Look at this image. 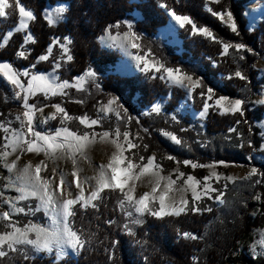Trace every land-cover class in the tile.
Returning a JSON list of instances; mask_svg holds the SVG:
<instances>
[{"label":"trees","instance_id":"trees-1","mask_svg":"<svg viewBox=\"0 0 264 264\" xmlns=\"http://www.w3.org/2000/svg\"><path fill=\"white\" fill-rule=\"evenodd\" d=\"M250 1L252 0H220L216 3L207 0H20V4L32 10L35 16L29 25V32L34 38L32 52L26 60L18 61L17 55L25 39L24 34L17 32L6 46L0 47V60H7L18 67L36 65L37 70L48 71L52 69L50 63L37 64V59L47 54L56 38L67 37L72 41L73 59L62 70V81H73L91 67L97 74H104L117 63L119 57L103 49L98 42L99 37L108 27L130 20L138 14L141 21L136 23L135 28L146 36L142 54L156 53L168 62L169 67H180L184 72L202 78L203 88L211 86L224 96L243 100L248 96L254 97L259 91L261 81L255 65L264 56V19L254 30L248 29L245 8ZM59 4L68 6L64 14L66 19L58 25H50L46 19V10ZM166 8L189 16L198 29L206 28L212 36L197 32L193 34L192 26L186 24L180 31V54L159 41V44L156 43L153 39L168 22ZM209 9L225 13L230 11L238 34L233 33L219 17L212 15ZM19 19L18 9H7V16L0 21V43L8 31L16 27ZM224 43L230 45L226 53L223 50ZM236 43L244 44L245 49L237 52L234 47ZM241 56L244 58L240 59ZM236 71H240L246 79L236 77ZM163 74L164 72L149 73L137 78L107 75L101 80L100 86L102 91L114 93L125 101L130 109V116L140 114V109L150 107L160 98H167L169 95L171 99L168 109L173 111L185 99V95L178 88H170L160 78ZM91 87L89 85L88 89ZM204 91L198 89L194 94L197 110L203 108L205 99L199 98V95ZM8 93V88L0 83V123L17 107L13 100L7 99ZM75 94L77 97H84L88 91H78ZM136 96L138 100L135 101ZM42 98L40 95L34 101L39 102ZM79 107L76 110H81L78 113L82 115L84 111L81 105ZM263 113L264 107H258L254 112H248L245 107L243 115L229 116H221L217 111L211 110L207 118V131L221 142L224 137L232 139L224 147L215 148L217 156L234 163H247L262 146L263 139L255 121ZM134 121L137 123L136 127L140 128L139 121ZM144 121L148 122V119ZM142 134L150 137L154 143H161L173 152L176 151L157 132L149 130ZM2 143L3 133L0 129V146ZM260 165L264 171V158ZM101 196L103 199L95 202L99 205L98 209L76 206L72 227L86 244L76 258L61 260L59 264H219L220 255L229 252L243 234L242 230L228 228V223L224 220L223 215L229 209L231 195L227 196L225 205L219 208L213 205L211 211H189L180 216L162 218L145 214L138 218L143 220L142 224L132 223L126 218L118 203L121 198L119 190L106 189ZM109 220L114 223H106ZM125 224L131 229V233L124 227ZM227 232L233 238L230 243L224 240L227 239ZM183 233H191L197 238H186ZM205 254L207 261L204 259ZM258 263L264 264V259ZM17 264H55V261L46 254L33 256L30 253L29 257H18Z\"/></svg>","mask_w":264,"mask_h":264},{"label":"rangeland","instance_id":"rangeland-1","mask_svg":"<svg viewBox=\"0 0 264 264\" xmlns=\"http://www.w3.org/2000/svg\"><path fill=\"white\" fill-rule=\"evenodd\" d=\"M132 1L139 2L141 0ZM207 1L210 3H216L215 0ZM21 5L24 6L23 4ZM65 7L68 8V6L65 4H59L53 8L49 7L46 10V19L50 25H58L64 21V19H57V10ZM26 10L30 9L26 8ZM245 10V15L249 22L248 29L252 31L257 28L259 23L264 19V0L250 1L246 5ZM64 14L65 12L59 13L61 16H64ZM5 17H0V21ZM19 21L15 28L9 30L12 32V35L8 36V33L5 35L2 43H0V47L6 46L11 37L17 32L24 34V38L26 35L31 34L29 32V25L32 20L26 19L28 27L17 31L19 28ZM139 21H141V17L136 14L132 19L124 20L118 23L120 27H115V25L108 27L99 37L98 42L100 46L119 57L117 63L113 67L109 68L106 73L97 74L91 67L88 71L95 73L93 78L85 77V74L88 72L86 71L84 74L75 77L73 81H69L70 85H79L80 81L77 78L85 77L82 89L79 87H69L64 90L67 95H61L58 93L57 95L53 96L49 93L47 98L45 97L44 93L37 92L29 99L30 104H36L37 107H43L44 109L43 113L37 112L35 114V125L37 130L54 134L57 128L67 127L69 130L75 131L78 134L87 132L89 135H91L92 132L101 133L107 130L110 131V136L105 140H101L99 136H97L95 141L90 143L84 149L82 154H77V165L75 167L73 166L71 160L66 157V155H61L59 152L57 153L56 158H53L52 156L45 155L43 151L39 153H29L26 151H21L20 148H17L15 152L12 151L11 147L4 149L2 147L5 142L3 139V143L0 146V152L7 151L10 154L8 155L6 161L3 158H0V190L4 189V184L6 183V181L3 179L4 177L15 176L16 171L23 168L29 162L35 166L36 164H39L41 161H43L47 167L44 168L42 165V178L53 179V187H55L56 184H59L60 173L62 172L65 174L67 181L73 182L71 189L73 196L78 195L79 189H76L75 182L78 180H83L84 177H94L98 175L99 167L101 165H106L110 161L112 154L117 151L115 144L112 143V140L116 139L114 132L115 129L119 127L121 133L126 130L129 131L130 139L139 145V147L136 149H132L130 151L125 150V157H131L132 153H135V156L132 157L133 163L138 164L140 163V156L145 158L143 163L147 162V158L154 156V163L159 165V169L153 167L150 172L143 175H135L139 172V169H133V178L129 180L125 190H127L128 187L134 185L135 190L133 195L136 198L145 192L151 193V189L154 186V181L156 179L153 173L159 171L160 176L171 177L172 180L176 181V184L172 185L171 189L166 194V202H170L171 200H176L179 202L181 199H187L189 201V207H191V190L188 189L187 185L184 183V181L187 179V176L192 175L200 180L201 187L205 182L204 178L210 177L207 183L212 188L217 189V191L209 192V196L211 198L208 196L203 197L198 206L201 208L211 209V207L214 205L219 208L226 204L227 196L231 195L232 197L229 199L230 204L228 205L229 209L223 215L224 220H226L228 223V228H231L232 230L236 229L238 231H243V234L237 240L236 245L232 247L229 252H224L222 255H220L219 264H259L258 262L264 259V171L260 165L264 158V155H262L264 152V113L262 117L255 121V125L259 129L260 136L263 139L262 146L259 151L253 153L252 157L248 159L247 163H234L218 157L215 153V148L218 146L224 147L227 145V142L230 143L232 139L231 137H224L221 142L220 139L215 138L214 135L209 133L207 131L208 115L210 114L211 110L217 111L221 116L240 114H233L232 112H226L224 110L230 102L240 98H230L224 96L211 86L203 88V82L201 80L202 78L188 74L180 67H174L172 65L169 67L168 62L163 57L158 56L156 53L146 52L145 54H142L143 45L146 44V36L135 28L136 23ZM221 21L227 26L234 22L233 17L231 21L228 20L226 13ZM129 25H132V27L129 28ZM182 29L183 28H180L168 15L167 24L159 29L153 40H156V43L158 44L159 42L165 44L167 47L172 48L177 54H180L182 52V40L180 38V31ZM125 33H135L136 38L132 39L131 41L125 39ZM197 33L200 32L197 31ZM101 37H104L105 39L101 41ZM65 38L67 37L56 38L50 45L47 54H45L49 56L48 60L40 61L37 59V64L50 63L52 69L48 71L37 70L36 65L35 68L32 66L18 67L7 60H0V63H8L13 71L18 72L28 70L30 73L38 75H50L54 73L57 83H62L63 81L61 79V72L72 61L67 60L66 55L63 54L59 43H57V41L66 42ZM147 39L149 40L150 38ZM132 42L138 44L139 46L137 48L131 47ZM33 43V36L32 41H24L20 51H24L25 56L21 57L19 55V51L17 55L18 61L26 60L28 58L32 52L31 46ZM122 44L124 45L123 47L121 46ZM68 47L70 49V54L72 55V43L68 45ZM50 48L51 51L49 52ZM137 56L143 57V60L149 64L151 69L150 71H141L143 62H138L136 59ZM57 62L61 64V67L56 69L54 72V66ZM160 65H163L165 68H172L174 70V77H191V81L184 79V83L187 85V87H182L167 79V73L163 71V68H161V72H164V82H166L170 88H178L182 90L185 95V99L180 102L179 106L173 111L168 109L171 99V95H169L167 98H160L150 107L140 109V114H133V116H130V109L127 107L125 101L121 100L120 97L114 93L101 90L100 82L103 78H106L107 75H115L121 78H137L138 76H144L149 73H161L155 71V68L160 67ZM255 68L258 71L261 81L260 88L254 97L249 98L248 96L243 100L240 99L244 102L242 105V111L245 107L248 112H254L258 107H264V56L256 63ZM176 69H179L180 71L177 73L175 72ZM4 72L5 70H0V83L4 84L8 88L9 93L6 95V97L7 99L13 100L17 107L12 110L8 117H5L1 123H4L6 126H8V122L11 121L10 127L18 128L20 126V121L16 120L15 117L18 115L22 117V113L25 109L22 106V101L14 98L13 86L7 82L6 78L4 77ZM20 79L25 83L26 86L30 76H21ZM89 85L92 86L90 89H88ZM208 88L213 89V96L211 100L207 99ZM198 89L205 90V95L202 96L201 93L203 92H201L199 98L205 99L204 103L207 102L209 104L208 111L205 115H201L203 108L201 110H197L195 107L196 100L194 98V94ZM84 90H87L88 94L84 95V97H77V94L75 93ZM40 95L43 96L42 100L39 102L34 101ZM221 96L226 97L227 100L222 101L221 105H216L215 101ZM110 100H115L116 103H113L110 106L112 111L108 112L107 107L108 101ZM134 100H138V96H136ZM54 104H60L61 107H63L67 112L70 119L65 120L62 113H57L55 120H49L46 124H41L40 121L43 120L45 116H50L56 112L55 108L52 107ZM79 105H81L82 111H84L82 115H79L78 113V111L81 110H76V107L80 108ZM157 106L160 110L154 111L153 109ZM101 108H105V111L101 112ZM117 112L120 113V118H117ZM83 116H87L89 121L91 119H100V124L92 127L82 125L80 124L78 118ZM126 116H130L131 120L128 121ZM22 118L26 120V118ZM145 119H148V122L144 121ZM134 120L139 121V124L141 125L140 128L136 127L137 123ZM125 121H127L126 126ZM149 130H152L154 133L157 132L159 135H161L165 140L175 147L176 151L173 152L169 147H166L161 143L156 144L151 140L150 137L148 138L146 135L142 134V132H149ZM1 131L4 137L6 134L3 132V129H1ZM172 136H175L180 141V143H176V141L172 139ZM117 143L123 144L124 148L127 149V143L124 141L122 135L117 140ZM144 145H147L148 147L145 149ZM23 147L26 148L27 145H23ZM17 156L20 157L18 160ZM169 156L173 157V159H168ZM184 160H190L197 165H204V167L198 166L196 168H192L191 165H184ZM13 161L16 163V169L13 170L12 173H9L4 167V163L10 164ZM253 168L257 169V175L251 177L250 179H244L245 177H248ZM53 169H56L55 176H53ZM73 171L77 172L76 177L72 176ZM180 172H183L185 175L184 177L177 179ZM217 177H219V180H217ZM229 177L232 179L229 180ZM257 179L261 180L262 182L260 184H254L253 181ZM166 184L167 180H161L157 192L152 193L151 196L158 197L161 192H163ZM83 187L85 190L84 195L87 197L90 192L94 190L95 180H90L89 182L84 183ZM16 195L18 194L16 193L15 189L5 190V196ZM255 196H259L260 199H255ZM217 197H220L224 203H220L217 200ZM96 201L97 200L92 201L91 203L95 204ZM37 203L38 201L35 199H29L27 201L20 202L18 206H31L32 208H35ZM153 206L158 208V199ZM125 210L131 209L126 208ZM125 210H123L124 213ZM3 211H9L8 205L0 204V213ZM134 216H136L135 213ZM126 218L129 220L132 219L127 216ZM12 220L18 221V226L21 227H23V225L27 224L29 221L37 224H44L46 222L50 223V221H47L43 211L37 212L35 215L25 213L12 214ZM8 223V221H0V233L11 231L10 228L4 227V225ZM226 234L227 239L224 240L230 243L233 238L229 232ZM232 235H234V233H232ZM30 236L31 238H35L34 233H30ZM16 247L19 249V251H9L8 256L0 258V264H17L18 257L23 256L26 258L30 256V253H33V256L46 254L47 256L54 258V254L37 253L29 245H17ZM65 251L67 254L61 260L76 258L80 252L73 251L71 248H66ZM204 259H206V261L208 259L206 254Z\"/></svg>","mask_w":264,"mask_h":264},{"label":"snow or ice","instance_id":"snow-or-ice-1","mask_svg":"<svg viewBox=\"0 0 264 264\" xmlns=\"http://www.w3.org/2000/svg\"><path fill=\"white\" fill-rule=\"evenodd\" d=\"M215 2H219V0H215ZM6 9H11L15 11L18 9L19 12V28L17 31L23 30L28 27L26 23L27 20H34V12L32 10H26L24 6L20 4V0H14V2H10V0H0V17L6 16ZM211 11V14L217 16L221 19L224 18L225 12H216ZM58 16L57 19H66L65 16L59 15V13H64L67 11V8H60L57 10ZM166 14L170 16V18L176 22V24L180 28H184L185 24H190L192 26V32L195 34L197 31L203 33L207 36H212V33L206 28H197V25L194 21L187 15L177 14L175 11H169L167 8L165 9ZM228 20H232V13L229 11L226 13ZM51 19V18H50ZM230 28L233 33H237V27L235 22H232ZM115 27H120L119 24L115 25ZM132 25H129L131 28ZM238 34V33H237ZM12 32H8V36H11ZM125 39L132 40L136 38L135 33H125ZM25 41H32L31 34L25 36ZM105 38L101 37V41ZM66 42H59L62 52L66 55L68 61L73 59V56L70 54V49L68 45L72 43L71 39L65 38ZM124 46L123 44L121 45ZM139 45L132 42L131 47L137 48ZM230 45L228 43L223 44V50L226 53L229 49ZM235 50L239 52L242 49H245V45L242 43H236L234 45ZM51 48L49 49V52ZM250 51V50H249ZM19 55L21 57L25 56L24 51H20ZM244 57L241 56L240 59ZM40 61H46L49 59L48 55H41L38 58ZM138 62H143V67L141 71H150V66L147 62L143 60V57H136ZM35 68V65H32ZM61 64L59 62L55 63L54 72L56 69H59ZM161 68L163 71L167 73V79L171 82L178 84L182 87H187L184 83V79L191 81V77L180 78L174 77V70L172 68H165L163 65L160 67H156V72H161ZM0 70H5L4 77L7 82H9L13 86V95L14 98L22 101V106L25 109L22 113V117L26 118L24 120L21 116H16L15 119L20 121V126L18 128L10 127L11 121L8 122V126L4 123H0V129H3V132L6 134L4 139V144L2 147L7 149L11 147L12 151L15 152L17 148H20L21 151L26 152H41L43 151L45 155L52 156L56 158L57 153L59 152L61 155H66L68 159L71 160L73 166L77 165V154H82L84 149L93 141H95L96 137L99 136L101 140H105L110 136V131H103L101 133L92 132L91 135L85 132L83 134H78L75 131L69 130L67 127L57 128L54 134L45 133L40 130H37L35 125V114L37 112L43 113V107H37L36 104H30L29 99L31 96H34L37 92L44 93L45 97L49 95V93L53 96L58 93L61 95H67L64 91L69 87H79L83 88V82L85 77L93 78L95 73L92 71H88L85 74V77H78L77 79L80 81L79 85H70L69 81L64 80L62 83H57L54 73L50 75H38L30 73L28 70H24L23 72L13 71L8 63H0ZM179 69H176L175 72H179ZM29 77L30 79L25 83L20 79V77ZM235 76L240 79H246V77L240 72L236 71ZM161 79L165 77L161 75ZM201 95H205V93H201ZM213 96V89H207V99L211 100ZM227 100L226 97H219L215 103L216 105H221L222 101ZM116 103L115 100L108 101L107 111L111 112V105ZM243 101L240 99H236L229 103V105L224 109L226 112L240 113L243 115L242 105ZM47 106V105H45ZM52 107L55 108L56 112L51 114L50 116H45L43 120L40 121L41 124H46L49 120H55L57 113H62L63 118L65 120L70 119L67 112L60 104H54ZM209 104L207 102L203 105V112L201 115H205L208 111ZM154 111H159V107H155ZM105 108H101V112H104ZM117 118H120V113H116ZM79 122L82 125H86L87 127H92L100 124V119H91L89 121L87 116L79 117ZM128 121L131 120L129 116L127 118ZM63 122V121H62ZM240 121H237L239 123ZM127 121H125L126 126ZM230 131H235V129H230ZM114 135L116 139L112 140V143L115 144L117 151L114 152L111 156L110 161L106 165H101L98 169V175L94 177H84L83 180H78L75 182L76 189H79V194L73 196L72 194V183L66 180L65 174L60 173L59 184H56L53 187L54 181L51 178H42L41 171L42 165L44 168L47 167L43 161L39 164L33 166L31 162L26 164L23 168L18 169L16 171L15 176L4 177L3 179L6 181L4 184V189L0 190V204L8 205L9 211H3L0 213V221H8L9 223L4 225L6 228H10L11 231H5L0 233V258L6 257L9 255V251L17 252L19 249L16 247L17 245H29L31 246L37 253H48L54 254L55 264H59V261L67 254L65 249L71 248L73 251L79 252L84 249L86 241L82 239V236L78 233L77 230H74L72 227L71 218L76 215V206L79 205L83 209H87L89 206L92 208L98 209L99 205L92 204V201L102 200L103 197L101 193L107 190H119L120 199H118V203L120 205L121 210H125V215L131 219L132 223L142 224L143 220L138 219L136 217H143L145 214L151 215L156 218H162L163 216H180L182 213L187 214L189 211L192 213H198L203 211H211L210 208H201L198 206L199 202L202 201L203 197L209 196V192H215L217 189L212 188L207 181L210 177L204 178V184L201 187V181L195 178L192 175H188L187 179L184 181L185 185H187L188 189L191 190V207H189V201L187 199H181L179 202L176 200H171L170 202H166V194L171 189V186L176 184L175 180H172L171 177H163L160 176L159 171L153 173L155 176L154 186L151 189V193L145 192L136 198L133 193L135 190V186L128 187L126 186L129 183V180L133 178V169L138 168L139 172L135 175H143L151 171L153 167L159 169V165L155 164V157L147 158V162L143 163L145 158L143 156L139 157L140 163L134 164L132 157L135 156V153H132L131 157H125V150H132L139 147L137 143H134L132 139H130V132L124 131L121 133L120 128L117 127L115 129ZM123 136L124 141L127 143V149L124 148L123 144L117 143V140L120 136ZM172 139L176 141V143H180V141L172 136ZM23 145H27L26 148ZM148 146L144 145L146 149ZM10 153L7 151L0 152V158H3L5 161ZM20 157L17 156V160ZM168 159H173V157L169 156ZM126 161V162H125ZM179 163V162H178ZM184 165H191L192 168L196 167H204V165H197L190 160H184ZM4 167L7 169L9 173H12L13 170L16 169V163L13 161L12 163H4ZM211 167V166H209ZM110 170V171H109ZM53 176L56 174V169H53ZM184 173L180 172L177 179L184 177ZM257 175V169L253 168L249 173L248 177L244 179H250L253 176ZM72 176L76 177L77 172L73 171ZM229 180L232 178L229 177ZM90 180H95L94 190L90 192V194L85 197L84 195V187L83 184L89 182ZM161 180H167V184L163 192L158 197H152V193H156L157 189L160 186ZM219 180V177H217ZM262 181L257 179L253 181L254 184H260ZM15 189L18 195L16 196H5V190ZM199 189V190H198ZM151 197V199H150ZM255 199H260L259 196H255ZM29 199H35L38 201L35 208L31 206L20 207L18 204L23 201H27ZM158 199L159 206L158 208L154 207L156 200ZM217 200L220 203H224V201L217 197ZM43 211L47 221L44 224H37L29 221L27 224L23 225V227L18 226V221L12 220V214H30L35 215L37 212ZM134 213L136 216H134ZM108 224L114 223L109 220L106 221ZM129 233H131V229L128 228V225L124 226ZM30 233L35 234V238H31ZM186 238L196 239L195 235L191 233H183L182 234ZM115 243V242H114ZM6 245V248H5Z\"/></svg>","mask_w":264,"mask_h":264}]
</instances>
